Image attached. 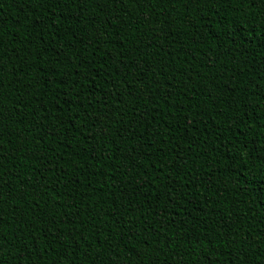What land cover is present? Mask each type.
Listing matches in <instances>:
<instances>
[{
	"label": "trees",
	"instance_id": "16d2710c",
	"mask_svg": "<svg viewBox=\"0 0 264 264\" xmlns=\"http://www.w3.org/2000/svg\"><path fill=\"white\" fill-rule=\"evenodd\" d=\"M0 264H264V0H0Z\"/></svg>",
	"mask_w": 264,
	"mask_h": 264
}]
</instances>
